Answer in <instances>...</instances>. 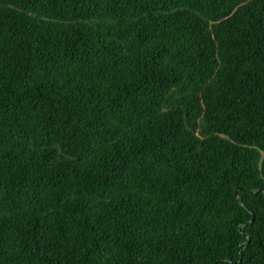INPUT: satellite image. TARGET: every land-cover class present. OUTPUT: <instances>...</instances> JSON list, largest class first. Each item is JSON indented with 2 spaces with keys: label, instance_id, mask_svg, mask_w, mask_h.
Segmentation results:
<instances>
[{
  "label": "trees",
  "instance_id": "1",
  "mask_svg": "<svg viewBox=\"0 0 264 264\" xmlns=\"http://www.w3.org/2000/svg\"><path fill=\"white\" fill-rule=\"evenodd\" d=\"M0 264H264V0H0Z\"/></svg>",
  "mask_w": 264,
  "mask_h": 264
}]
</instances>
